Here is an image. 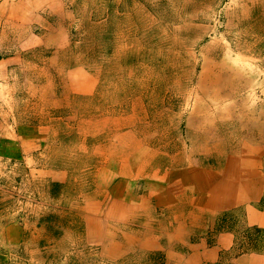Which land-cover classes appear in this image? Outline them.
Segmentation results:
<instances>
[{
    "label": "rangeland",
    "instance_id": "rangeland-1",
    "mask_svg": "<svg viewBox=\"0 0 264 264\" xmlns=\"http://www.w3.org/2000/svg\"><path fill=\"white\" fill-rule=\"evenodd\" d=\"M233 4V0H0V56L19 54L24 62L9 66L6 75L0 73V92L8 91V105L15 108L17 121L31 124L34 141L52 148L104 144L113 152L129 147L125 153L132 157L134 146L141 143L183 161L200 158V149L210 147L214 153L226 152L221 163L210 160L215 169L239 163L246 173L253 162L264 166V42L253 46L250 23H237L239 18L248 19L250 8ZM23 18L33 19L31 37L30 22ZM236 35H244L238 45ZM255 48L258 56L250 54ZM205 61L208 72L201 76ZM5 79L8 84L3 86ZM103 129V134H95ZM60 155V150L34 151L35 180L22 192L31 194L34 203L41 195L37 182L47 166L67 170L77 193L95 188L90 176L100 165L97 168L86 156L77 162L63 161ZM17 172L22 173L21 168ZM182 177L178 182L181 178L185 182ZM248 178L243 174L240 180Z\"/></svg>",
    "mask_w": 264,
    "mask_h": 264
},
{
    "label": "crops",
    "instance_id": "crops-1",
    "mask_svg": "<svg viewBox=\"0 0 264 264\" xmlns=\"http://www.w3.org/2000/svg\"><path fill=\"white\" fill-rule=\"evenodd\" d=\"M233 1L250 8L248 19L239 18L237 23H250V37H255L253 46L258 47L264 42V0ZM22 21L30 22L31 37L33 19ZM237 36L238 45L244 35ZM255 51L250 54L258 56L257 48ZM22 63L19 54L0 56V73L6 75L9 66ZM4 82L6 86V79ZM9 96L6 90L0 92V264H264L261 164L253 162L246 173L239 163L215 169L210 159H217L219 164L225 154L210 150L203 152L202 158L186 157L192 169L186 171L185 182H178V175L173 183L132 177L128 167L133 160L136 167L147 165L143 157L141 162L135 159L140 151L136 145L131 157L125 153L129 147L113 152L115 149L104 144L93 148L57 144L56 149L37 143L31 124L17 121L15 108L8 105ZM104 132L96 130L95 134ZM40 148L60 150L63 161L81 162L85 156L95 161L94 166H101L90 176L95 188L77 193L67 170L47 166L36 181L41 195L34 203L31 194L22 192L34 183V151ZM45 160L50 161L48 157ZM243 174L249 177L243 180L244 186L240 180ZM147 212L154 213L160 225L140 223Z\"/></svg>",
    "mask_w": 264,
    "mask_h": 264
},
{
    "label": "bare ground",
    "instance_id": "bare-ground-1",
    "mask_svg": "<svg viewBox=\"0 0 264 264\" xmlns=\"http://www.w3.org/2000/svg\"><path fill=\"white\" fill-rule=\"evenodd\" d=\"M238 1H241V0H238ZM210 2V1H209ZM203 3V2H202ZM210 4V3H209ZM229 5V4H228ZM232 5V4H231ZM234 5V4H233ZM238 5V4H237ZM239 6V5H238ZM196 7V6H195ZM241 7V6H240ZM248 8V7H247ZM230 9V8H229ZM232 9V8H231ZM237 10V9H236ZM165 11V10H164ZM231 12V11H230ZM236 12V11H235ZM167 13V12H166ZM166 13H164V14H166ZM192 13V12H191ZM205 13V12H204ZM237 13V12H236ZM230 14V13H229ZM238 14V13H237ZM168 15V14H167ZM259 15V14H258ZM165 16V15H164ZM186 16V15H185ZM237 18L239 17V16H236ZM257 17V16H256ZM166 20V19H165ZM163 22V21H162ZM167 22V21H166ZM234 22V21H233ZM182 23V22H181ZM158 24V23H157ZM171 24H173V23H171ZM184 24V23H183ZM170 24H168V25H166V26H169ZM163 26H164V24H163ZM167 29H168V27H167ZM261 29V28H260ZM189 30H191V29H189ZM169 31V30H168ZM182 31V30H181ZM188 31V30H187ZM225 31V30H224ZM184 32H186V30L184 31ZM229 32V31H228ZM237 32V31H236ZM169 33V32H168ZM248 33H249V31H248ZM154 34V33H153ZM187 34V33H186ZM237 34V33H236ZM193 35V34H192ZM228 35V34H227ZM169 36V35H168ZM172 36V35H171ZM204 36V35H203ZM167 37V36H166ZM220 37V36H219ZM238 37V36H237ZM170 38V37H169ZM210 38V37H209ZM253 38V37H252ZM254 39H255V37H254ZM164 40V39H163ZM167 40V39H166ZM212 40V39H211ZM227 40V39H226ZM239 41V40H238ZM159 42V41H158ZM168 42V41H167ZM213 42H214V40H213ZM223 42V41H222ZM245 42V41H244ZM252 42V41H251ZM261 42V41H260ZM197 43V42H196ZM199 43V42H198ZM210 43V42H209ZM220 43V42H219ZM254 43V42H253ZM125 44V43H124ZM162 44V43H161ZM198 45V44H197ZM196 45V46H197ZM210 45V44H209ZM215 45V44H214ZM230 45V44H229ZM244 45V44H243ZM254 45H256V44H254ZM190 46V45H189ZM216 46H217V43H216ZM233 46H235V45H233ZM245 46V45H244ZM250 46V45H249ZM248 46V47H249ZM149 47V46H148ZM162 48V47H161ZM165 48V47H164ZM178 48V47H177ZM190 48H192V47H190ZM215 48V47H214ZM220 48V47H219ZM230 48V47H229ZM236 48V47H235ZM247 48V47H246ZM245 48V49H246ZM48 49V48H47ZM150 49V48H149ZM197 49V48H196ZM248 49V48H247ZM251 49V48H250ZM263 49V48H262ZM215 50V49H214ZM224 50V49H223ZM237 50H239V49H237ZM242 50V49H241ZM152 51V50H151ZM181 51V50H180ZM184 51V50H183ZM199 51V50H198ZM222 51V50H221ZM145 52V51H144ZM160 52H162V49H161V51ZM186 52H187V50H186ZM223 52V51H222ZM235 52V51H234ZM238 52V51H237ZM240 52V51H239ZM148 53V52H147ZM185 53V52H184ZM231 53V52H230ZM233 53V52H232ZM159 54V53H158ZM162 54V53H161ZM190 54V53H189ZM201 54V53H200ZM205 54V53H204ZM163 55H164V53H163ZM184 55V54H183ZM170 56V55H169ZM185 56V55H184ZM164 57V56H163ZM218 57V56H217ZM239 57H241V56H239ZM157 58V57H156ZM168 58H170V57H168ZM181 58V57H180ZM190 57H188V59H189ZM196 58V57H195ZM205 58H206V56H205ZM145 59V58H144ZM155 59V58H154ZM162 59V58H161ZM167 59V58H166ZM185 59H186V57H185ZM184 59V60H185ZM243 59H246V58H244L243 57ZM160 60V59H159ZM168 60V59H167ZM166 60V62H168ZM190 60V59H189ZM191 60H192V58H191ZM221 60H225V59H221ZM235 60H237V59H235ZM240 60V59H239ZM138 61V60H137ZM154 61V60H153ZM164 61V60H163ZM163 61H162V63H163ZM139 62V61H138ZM141 62V61H140ZM150 62V61H149ZM161 62V61H160ZM165 62V61H164ZM181 62H182V60H181ZM189 62V61H188ZM198 62V61H197ZM206 62L207 61H205V63H204V66H203V70H202V74H201V76H204V75H206V73L208 72L207 70H208V66H207V64H206ZM238 62H240V61H238ZM145 63H147V62H145ZM191 63V62H190ZM199 63V62H198ZM228 63V62H227ZM144 64V63H143ZM149 64V63H148ZM151 64H152V62H151ZM155 63H153V65H154ZM160 64V63H159ZM171 64V63H170ZM218 64H219V62H218ZM237 64V63H236ZM152 65V66H153ZM163 65V64H162ZM217 65V64H216ZM225 65V64H224ZM235 65V64H234ZM233 65V66H234ZM252 65V64H251ZM134 66V65H133ZM158 66H160V65H158ZM169 66V65H168ZM171 66V65H170ZM184 66V65H183ZM187 66H189V65H187ZM218 66V65H217ZM216 66V67H217ZM226 66H227V64H226ZM244 66V65H243ZM245 66H247L246 64H245ZM129 67V66H128ZM140 67H141V65H140ZM157 67V66H156ZM221 67V66H220ZM130 69H131V67H129ZM135 68V67H134ZM148 68V67H147ZM161 68V67H160ZM171 68V67H170ZM229 68V67H228ZM157 68H155V70H156ZM167 69H169V68H167ZM196 69V68H195ZM215 69V68H214ZM217 69V68H216ZM245 69H247V68H245ZM159 70V69H158ZM166 70V69H165ZM225 70V69H224ZM249 70V69H248ZM253 70H254V68H253ZM126 71V70H125ZM170 71V70H169ZM169 71H167V72H169ZM156 72H157V70H156ZM188 72V71H187ZM194 72H195V70H194ZM217 72V71H216ZM220 72V71H219ZM250 72V71H249ZM113 73V72H112ZM132 73V72H131ZM145 73V72H144ZM226 73H228V72H226ZM225 73V74H226ZM253 73V72H252ZM147 74V73H146ZM195 74V73H194ZM148 75H150V74H148ZM211 75V74H210ZM231 75H234V73L233 74H231ZM132 76V75H131ZM153 76V75H152ZM183 76V75H182ZM187 76H189V74L187 75ZM248 76V75H247ZM147 77V76H146ZM146 77H144V79L146 78ZM161 77V76H160ZM194 77V76H193ZM142 78V77H141ZM149 78V77H148ZM156 78V77H155ZM163 78V77H162ZM238 78V77H237ZM147 79V78H146ZM151 79V78H150ZM180 79V78H179ZM185 79V78H184ZM152 80V79H151ZM182 80H183V78H182ZM223 80V79H222ZM148 81V80H147ZM154 81V80H153ZM157 81V80H156ZM194 81V80H193ZM159 82V81H158ZM169 82H171V81H169ZM183 82V81H182ZM234 82V81H233ZM154 83H157V82H154ZM218 83V82H217ZM232 84V83H231ZM114 85V84H113ZM166 85V84H165ZM236 85V84H235ZM243 85V84H242ZM146 86V85H145ZM177 86V85H176ZM237 86V85H236ZM149 87V86H148ZM179 87V86H178ZM184 87V86H183ZM111 88V87H110ZM109 88V89H110ZM167 88V87H166ZM132 89H134V88H132ZM149 89V88H148ZM152 89H153V87H152ZM115 90V89H114ZM147 90V89H146ZM153 90H155V89H153ZM159 90V89H158ZM182 90V89H181ZM188 90V89H187ZM199 90V89H198ZM137 91V90H136ZM193 91V90H192ZM195 91V90H194ZM141 92H142V90H141ZM178 92V91H177ZM114 93V91L112 92V94ZM147 93V92H146ZM175 93V92H174ZM188 93H190V92H188ZM201 94H202V92H201ZM241 94H243V93H241ZM245 94V93H244ZM125 95V94H124ZM154 95V94H153ZM159 95H161V94H159ZM164 95V94H163ZM169 95V94H168ZM186 95V94H185ZM193 95H195V94H193ZM200 95V94H199ZM257 95V94H256ZM143 96V95H142ZM152 96V95H151ZM155 96V95H154ZM177 96V95H176ZM180 96V95H179ZM196 96V95H195ZM129 97V96H128ZM132 97H134V96H132ZM145 97V96H144ZM167 97V96H166ZM189 97V96H188ZM255 97V96H254ZM254 97H252V98H254ZM99 98V97H98ZM108 98V97H107ZM106 98V99H107ZM111 98V97H110ZM131 98V97H130ZM129 98V99H130ZM172 98V97H171ZM209 98H212V97H209ZM128 99V100H129ZM132 99H134V98H132ZM162 99V98H161ZM160 99V100H161ZM167 99V98H166ZM179 99H181V98H179ZM203 99V98H202ZM239 99V98H238ZM246 99V98H245ZM244 98H243V100H245ZM135 100V99H134ZM133 100V102H135ZM170 100V99H169ZM173 100V99H172ZM195 99H193V101H194ZM239 100H241V99H239ZM127 101V100H126ZM177 101V100H176ZM204 101V100H203ZM210 101H212V99H210ZM215 101V100H214ZM121 102V101H120ZM131 102V101H130ZM147 102V101H146ZM178 102V101H177ZM181 102V101H180ZM213 102V101H212ZM224 102V101H223ZM226 102V101H225ZM250 102H251V100H250ZM112 103V102H111ZM118 103V102H117ZM128 103V102H127ZM157 103V102H156ZM160 103V102H159ZM172 103V102H171ZM203 103H205V102H203ZM218 103H219V101H218ZM226 103H228V102H226ZM225 103V104H226ZM230 103V102H229ZM242 103H243V101H242ZM123 104V103H122ZM154 104V103H153ZM166 104V103H165ZM192 104V103H191ZM223 104V103H222ZM144 105V104H143ZM149 105V104H148ZM148 105H146V106H148ZM196 105V104H195ZM194 105V106H195ZM245 105H246V103H245ZM137 106V105H136ZM164 106V105H163ZM172 106V105H171ZM197 106V105H196ZM202 106V105H201ZM216 106H217V104H216ZM144 107V106H143ZM155 107V106H154ZM247 107V106H246ZM162 108V107H161ZM199 108H200V106H199ZM198 108V109H199ZM204 108V107H203ZM248 108V107H247ZM150 109V108H149ZM148 109V110H149ZM174 109V108H173ZM201 109V108H200ZM224 109V108H223ZM132 110V109H131ZM151 110V109H150ZM156 110V109H155ZM170 110V109H169ZM211 110V109H210ZM111 111V110H110ZM152 111H153V108H152ZM212 111H214V110H212ZM218 111V110H217ZM242 111H244V110H242ZM132 112V111H131ZM191 112V111H190ZM202 112V111H201ZM204 112V111H203ZM208 112H210V111H208ZM207 112V113H208ZM222 112V111H221ZM224 112H226V111H224ZM223 112V113H224ZM232 112V111H231ZM234 112V111H233ZM148 113H149V111H148ZM176 113V112H175ZM193 113V112H192ZM197 114H198V112H196ZM212 113V112H211ZM243 113V112H242ZM251 113V112H250ZM165 114V113H164ZM190 114V113H189ZM197 114H195V115H197ZM213 114V113H212ZM226 114V113H225ZM234 114V113H233ZM237 114V113H236ZM235 114V115H236ZM241 114V113H240ZM139 115V114H138ZM151 115V114H150ZM167 115V114H166ZM172 115V114H171ZM170 115V116H171ZM183 115V114H182ZM188 115V114H187ZM205 115H207V114H205ZM127 116V115H126ZM147 116H149V115H147ZM165 116V115H164ZM189 116V115H188ZM203 116V115H202ZM201 116V117H202ZM216 116V115H215ZM94 117V116H93ZM129 117V116H128ZM159 117V116H158ZM161 117V116H160ZM197 117V116H196ZM200 117V118H201ZM230 117V116H229ZM233 117V116H232ZM236 117H238V116H236ZM235 117V118H236ZM122 118V117H121ZM126 118V117H125ZM162 118V117H161ZM167 118V117H166ZM176 118V117H175ZM184 118H186V117H184ZM208 118V117H207ZM242 118V117H241ZM87 119V118H86ZM115 118H113V120H114ZM127 119V118H126ZM131 119H132V117H131ZM130 119V120H131ZM171 119V118H170ZM181 119V118H180ZM183 119V118H182ZM202 119V118H201ZM221 119H223V118H221ZM238 119V118H237ZM116 120V119H115ZM122 120V119H121ZM136 120V119H135ZM206 120V119H205ZM205 120H204V122H205ZM228 120V119H227ZM233 120H236V119H233ZM248 120V119H247ZM250 120V119H249ZM117 121H119V120H117ZM126 121V120H125ZM137 121V120H136ZM156 121V120H155ZM158 121V120H157ZM198 120H196V122H197ZM207 121H209V120H207ZM80 122V121H79ZM130 122V121H129ZM173 122V121H172ZM188 122V121H187ZM210 122V121H209ZM225 122V121H224ZM234 122V121H233ZM232 122V123H233ZM237 122V121H236ZM246 122V121H245ZM82 123V122H81ZM118 123V122H117ZM124 123V122H123ZM147 123V122H146ZM145 123V124H146ZM159 123V122H158ZM238 123V122H237ZM241 123H242V121H241ZM244 123V122H243ZM247 123V122H246ZM248 123H250V122H248ZM85 124V123H84ZM120 124H122V123H120ZM163 124V123H162ZM204 124V123H203ZM202 124V125H203ZM211 124V123H210ZM78 125V124H77ZM119 125V124H118ZM126 125V124H125ZM138 125V124H137ZM144 125V124H143ZM150 125V124H149ZM194 125V124H193ZM206 125V124H205ZM247 125V124H246ZM79 126V125H78ZM120 126V125H119ZM145 126V125H144ZM165 126V125H164ZM175 126V125H174ZM186 126V125H185ZM244 126V125H243ZM161 127V126H160ZM196 127V126H195ZM202 127V126H201ZM214 127V126H213ZM221 127H222V125H221ZM220 127V128H221ZM237 127V126H236ZM78 128H80V127H78ZM110 128V127H109ZM137 128V127H136ZM151 128V127H150ZM183 128H185V127H183ZM199 128V127H198ZM204 128H205V126H204ZM223 128H225L224 126H223ZM227 128V127H226ZM242 128V127H241ZM82 129V128H81ZM80 129V130H81ZM85 129V128H84ZM106 129V128H105ZM159 129V128H158ZM162 129V128H161ZM186 129V128H185ZM202 129H203V127H202ZM212 129V128H211ZM235 129V128H234ZM245 129V128H244ZM78 130V129H77ZM79 130V131H80ZM107 130V129H106ZM133 130V129H132ZM163 130V129H162ZM226 130V129H225ZM230 130V129H229ZM240 130V129H239ZM111 131V130H110ZM119 131V130H118ZM150 131H152V130H150ZM198 131V130H197ZM233 131V130H232ZM247 131V130H246ZM83 132V131H82ZM81 132V133H82ZM113 132H114V130H113ZM163 132V131H162ZM174 132V131H173ZM189 132H190V130H189ZM196 132V131H195ZM206 132V131H205ZM243 132H245V131H243ZM247 132H249V131H247ZM99 133V132H98ZM151 133V132H150ZM153 133H154V131H153ZM159 133V132H158ZM157 133V134H158ZM161 133V132H160ZM165 133V132H164ZM168 133V132H167ZM171 133V132H170ZM178 133V132H177ZM185 133V132H184ZM186 133H188V132H186ZM185 133V134H186ZM191 133V132H190ZM230 133V132H229ZM239 133H240V131H239ZM85 134V133H84ZM83 134V135H84ZM162 134V133H161ZM166 134V133H165ZM176 134V133H175ZM193 134V133H192ZM195 134V133H194ZM201 134V133H200ZM168 135H170V134H168ZM173 135V134H172ZM179 135V134H178ZM191 135V134H190ZM198 135V134H197ZM209 135V134H208ZM237 135V134H236ZM85 136H86V134H85ZM139 136V135H138ZM146 136V135H145ZM149 136V135H148ZM156 136V135H155ZM171 136V135H170ZM176 136V135H175ZM199 136V135H198ZM205 136V135H204ZM143 137V136H142ZM166 137V136H165ZM167 137H169V136H167ZM181 137V136H180ZM206 137V136H205ZM211 137V136H210ZM84 138V137H83ZM161 138V137H160ZM170 138V137H169ZM172 138V137H171ZM188 138V137H187ZM200 138H201V136H200ZM204 138V137H203ZM214 138V137H213ZM234 138H236V137H234ZM238 138H241L240 136L238 137ZM109 139V138H108ZM145 139V138H144ZM174 139V138H173ZM177 139V138H176ZM189 139H190V137H189ZM209 139H211V138H209ZM208 139V140H209ZM230 139V138H229ZM233 139V138H232ZM147 140V139H146ZM154 140V139H153ZM164 140V139H163ZM162 140V141H163ZM197 140V139H196ZM226 140V139H225ZM243 140V139H242ZM156 141V140H155ZM159 141V140H158ZM181 141V140H180ZM190 141V140H189ZM203 141V140H202ZM216 141V140H215ZM229 141V140H228ZM143 142H144V140H143ZM148 142V141H147ZM152 142V141H151ZM169 142V141H168ZM175 142V141H174ZM173 142V143H174ZM185 142V141H184ZM221 142V141H220ZM240 142V141H239ZM242 143H243V141H241ZM154 143V142H153ZM164 143V142H163ZM167 143V142H166ZM176 143V142H175ZM215 143V142H214ZM213 143V144H214ZM224 143V142H223ZM222 143V144H223ZM231 143H232V140H231ZM241 143V144H242ZM107 144V143H106ZM148 144V143H147ZM192 144V143H191ZM244 144V143H243ZM84 145V144H83ZM94 145V144H93ZM157 145V144H156ZM226 145V144H225ZM224 145V146H225ZM235 145V144H234ZM155 146V145H154ZM158 146V145H157ZM168 146V145H167ZM181 146V145H180ZM153 147V146H152ZM166 147V146H165ZM176 147V146H175ZM222 147V146H221ZM233 147H235V146H233ZM178 148V147H177ZM229 148V147H228ZM138 150H140V151H138L137 153V158H135V159H138L139 158V160H140V162H141V159H140V157H143L144 158V160H145V164H147L146 166H142V167H136L135 165H136V161L135 160H133V164L132 163H130V166L128 167L129 168V170H128V174L130 175V176H132V177H138V176H140V177H143L144 179L146 178H148V179H156L157 181H160V183H173V180H174V178L177 176V177H182L183 175H185V173H186V171L188 170V168L189 169H192L191 167V165L188 163L187 164V160H183V161H181L180 159H178L179 157H174V156H172V157H169V156H166V155H163V154H161V153H157V152H155V151H153L152 149H143V146H142V144L140 143V146H138V148H137ZM154 149V148H153ZM165 149V148H164ZM168 149V148H167ZM223 149V148H222ZM185 150H187L186 148H185ZM211 150V148L210 147H206V148H202V149H200V153H202L201 155H200V158H202V156H203V152H205V151H210ZM243 150V149H242ZM98 151V150H97ZM174 151V150H173ZM203 151V152H202ZM232 151V150H231ZM166 152V151H165ZM188 152V151H187ZM164 153V152H163ZM174 153V152H173ZM224 153H226V152H224ZM229 153V152H228ZM227 153V154H228ZM169 154V153H168ZM217 154V153H216ZM93 155V154H92ZM195 155V154H194ZM210 155V154H209ZM221 155V154H220ZM107 156V155H106ZM108 156H110V155H108ZM186 156V155H185ZM205 156V155H204ZM203 156V157H204ZM101 157V156H100ZM103 157V156H102ZM161 157V158H160ZM191 157H196V156H191ZM225 157V156H224ZM104 158V157H103ZM232 158H233V156H232ZM115 159V158H114ZM134 159V158H133ZM161 159H163V160H161ZM99 160V159H98ZM143 160V161H144ZM207 160V159H206ZM210 160H212V159H210ZM100 161V160H99ZM121 161V160H120ZM196 161V160H195ZM198 161V160H197ZM236 162H238V161H236ZM240 162V161H239ZM120 163V162H119ZM124 163V162H123ZM229 163V162H228ZM232 163V162H231ZM106 164V163H105ZM210 164V163H209ZM229 165V164H228ZM235 165H237V164H235ZM103 166V165H102ZM105 166V165H104ZM97 168H99L98 166H96ZM228 167V166H227ZM229 167H230V165H229ZM239 167V166H238ZM96 168V169H97ZM101 168V167H100ZM85 169V168H84ZM117 169V168H116ZM225 169V168H224ZM240 169H242V168H240ZM98 170V169H97ZM225 171V170H224ZM93 172H95L96 173V171H93ZM222 172H223V170H222ZM84 173V172H83ZM86 173V172H85ZM92 173V172H91ZM236 173V172H235ZM89 174V173H88ZM222 174V173H221ZM187 175V174H186ZM189 176V175H188ZM187 176V177H188ZM223 176V175H222ZM233 176V175H232ZM236 176V175H235ZM97 177V176H96ZM124 177V176H123ZM120 178V177H119ZM142 178V179H143ZM183 178V177H182ZM93 179V178H92ZM97 179V178H96ZM115 180V179H114ZM128 180V179H127ZM182 180V179H181ZM117 181V180H116ZM124 181V180H123ZM133 181V180H132ZM116 183V182H115ZM189 183V182H188ZM118 184V183H117ZM121 184H123L122 182H121ZM132 184V183H131ZM113 185V184H112ZM124 185V184H123ZM129 185V184H128ZM172 185V184H171ZM97 186V185H96ZM156 186V185H155ZM173 186V185H172ZM114 187V186H113ZM163 187V186H162ZM106 188V187H105ZM177 188V187H176ZM194 188V187H193ZM120 189V188H119ZM122 189H123V187H122ZM152 189V188H151ZM96 190H97V188H96ZM113 190V189H112ZM181 190V189H180ZM123 191V190H122ZM126 191V190H125ZM156 191V190H155ZM179 191V190H178ZM195 191V190H194ZM110 192V191H109ZM112 192V191H111ZM136 192V191H135ZM151 192V191H150ZM201 192H202V190H201ZM102 193V192H101ZM113 193V192H112ZM193 193V192H192ZM198 193V192H197ZM203 193V192H202ZM126 194V193H125ZM121 195V194H120ZM123 195V194H122ZM108 196V195H107ZM110 196V195H109ZM108 196V197H109ZM116 196V195H115ZM194 196V195H193ZM132 197H134V196H132ZM88 198V197H87ZM131 198V197H130ZM138 198V197H137ZM140 198V197H139ZM98 199V198H97ZM101 199V198H100ZM149 199V198H148ZM202 199V198H201ZM88 200V199H87ZM139 200V199H138ZM150 200V199H149ZM127 201V200H126ZM178 201V200H177ZM163 203V202H162ZM166 203V202H165ZM174 203H176V202H174ZM178 203V202H177ZM106 204V203H105ZM169 204H171L170 202H169ZM102 205V204H101ZM128 205V204H127ZM158 205V204H157ZM190 205V204H189ZM86 206V205H85ZM185 206H186V204H185ZM86 208V207H85ZM141 208V207H140ZM110 209V208H109ZM187 209H188V207H187ZM102 210V209H101ZM111 210V209H110ZM212 210V209H211ZM130 211V210H129ZM214 211H216V209L214 210ZM102 212V211H101ZM135 212V211H134ZM151 212V211H150ZM130 213V212H129ZM162 213V212H161ZM154 213H149V212H147L146 214H143L142 216H141V218L139 219V222L140 223H142V224H145L147 227H150L151 225H155V226H157V225H160V222L158 221V219L157 218H155V216L153 215ZM210 214V213H209ZM127 215H129V214H127ZM159 215V214H158ZM205 215V214H204ZM164 216V215H163ZM196 217V216H195ZM200 217V216H199ZM202 217V216H201ZM128 218V217H127ZM170 218V217H169ZM198 218V217H197ZM161 219V218H160ZM136 220H138V219H136ZM164 220V219H163ZM171 220V219H170ZM208 220V219H207ZM197 221H198V219H197ZM206 221V220H205ZM132 222V221H131ZM130 222V223H131ZM173 222V221H172ZM175 222V221H174ZM133 224V223H132ZM172 225H174V224H172ZM177 225V224H176ZM205 225H206V223H205ZM140 227V226H139ZM188 227V226H187ZM177 228V227H176ZM192 228H194V227H192ZM156 229V228H155ZM161 229V228H160ZM170 229V228H169ZM174 229V228H173ZM154 230V229H153ZM182 230V229H181ZM180 230V231H181ZM179 231V230H178ZM185 231V230H184ZM158 232V231H157ZM175 232V231H174ZM186 232V231H185ZM188 232V231H187ZM129 233V232H128ZM155 233V232H154ZM150 234V233H149ZM136 235V234H135ZM140 235V234H139ZM152 236H153V234H152ZM136 237V236H135ZM141 237V236H140ZM145 237V236H144ZM189 237V236H188ZM146 238V237H145ZM128 239V238H127ZM126 239V240H127ZM150 239H152V238H150ZM157 239V238H156ZM130 240V239H129ZM134 240H136V239H134ZM160 240V239H159ZM146 241V240H145ZM141 242V241H140ZM148 242V241H147ZM159 242V241H158ZM144 243V242H143ZM151 243V242H150ZM155 246V245H154ZM148 247V246H147Z\"/></svg>",
    "mask_w": 264,
    "mask_h": 264
}]
</instances>
